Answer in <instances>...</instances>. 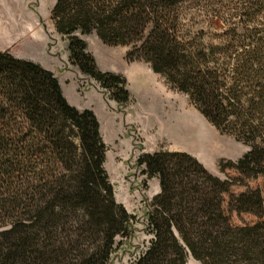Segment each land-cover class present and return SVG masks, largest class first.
<instances>
[{
    "label": "trees",
    "instance_id": "16d2710c",
    "mask_svg": "<svg viewBox=\"0 0 264 264\" xmlns=\"http://www.w3.org/2000/svg\"><path fill=\"white\" fill-rule=\"evenodd\" d=\"M51 15L71 65L112 101L129 104L127 80L101 71L84 37L130 48L129 62L251 148L220 165L237 173L224 180L185 152L142 154L161 192L150 246L130 264H264V187L250 186L264 180V0H57ZM208 28L222 32L205 40ZM107 152L95 113L72 106L54 73L0 51V264H112L134 216L115 199ZM243 215L256 221L235 224Z\"/></svg>",
    "mask_w": 264,
    "mask_h": 264
},
{
    "label": "rangeland",
    "instance_id": "374dc122",
    "mask_svg": "<svg viewBox=\"0 0 264 264\" xmlns=\"http://www.w3.org/2000/svg\"><path fill=\"white\" fill-rule=\"evenodd\" d=\"M57 0H12L14 15L22 14V21L34 25L33 34L43 37L49 52L64 62L69 55L68 43L53 27L52 9ZM227 17L225 16L224 19ZM18 19V18H17ZM211 19L201 17L205 28ZM243 17H236L234 23L244 25ZM207 22V25H206ZM223 25L219 24V28ZM209 40L222 31L208 28ZM240 33H243L240 30ZM85 38V37H84ZM215 38V37H214ZM94 45L98 44L96 34L87 37ZM218 42V41H214ZM39 46L38 44H36ZM99 46V44H98ZM43 45L29 48L33 54H41ZM46 47V46H45ZM98 48V47H96ZM130 48L100 47L99 52L115 70H120L128 83L131 94L129 104L122 106L112 101L109 95L92 79L77 75L70 62L63 69L70 72L71 78L78 79V101L82 107H95L101 114L103 135L108 152L105 168L113 185L115 199L134 216L128 238H118L112 264H130L139 259L149 248L152 235L148 233L149 205L161 192L158 179L146 181L138 167V159L145 153L161 151L185 152L196 158L208 171L221 179L235 178V171L222 174L220 165L225 162H238L250 147L236 140L232 135L217 130L191 103L190 98L171 87L166 80L153 72L141 61L129 62L126 59ZM76 79V80H77ZM251 188L264 187V180L250 182ZM245 188L233 189L235 193ZM255 218L243 215L234 217L235 224L252 223ZM188 264H199L192 256Z\"/></svg>",
    "mask_w": 264,
    "mask_h": 264
},
{
    "label": "crops",
    "instance_id": "0c3cea01",
    "mask_svg": "<svg viewBox=\"0 0 264 264\" xmlns=\"http://www.w3.org/2000/svg\"><path fill=\"white\" fill-rule=\"evenodd\" d=\"M17 18L14 15L12 0H0V51L9 52L18 59L38 63L46 70L51 71L58 79L67 101L79 110L88 109L82 107L78 101V79L71 78L70 72L63 69L65 63L69 62V55L67 54V56H64L65 60L63 62L59 59V57L51 54L49 49L47 50V45L44 44L43 37H40L39 34H33L34 25L30 26L27 22L23 23L22 14H20L19 17L17 16ZM84 39L88 45V52L95 57L97 65L101 71L123 75L120 70H115L112 64L109 63L113 60L112 57L107 56L106 59H104V56L99 52L100 47L108 48V46H106L98 37L96 41L99 46L96 44L94 47L91 44L92 42L88 40L87 37ZM36 44L44 46L42 47L43 49L41 54H33L28 51V49L32 47L38 48L39 46ZM106 60L109 62L107 63ZM75 71L77 75L79 74L81 77H84L77 68H75ZM88 110H92L97 116L100 122L101 134L104 142L106 143L103 135L104 128L101 120V114L97 111V109H95V107H91Z\"/></svg>",
    "mask_w": 264,
    "mask_h": 264
}]
</instances>
